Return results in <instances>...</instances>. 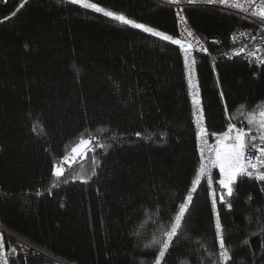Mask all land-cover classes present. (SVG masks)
<instances>
[{
  "label": "trees",
  "instance_id": "1",
  "mask_svg": "<svg viewBox=\"0 0 264 264\" xmlns=\"http://www.w3.org/2000/svg\"><path fill=\"white\" fill-rule=\"evenodd\" d=\"M89 2L177 39L165 2ZM186 14L222 48L256 29L216 5ZM198 75L214 143L211 133L226 130L227 114L237 122L245 105L264 107V68L203 56ZM81 138L93 145L68 167L64 156ZM198 168L179 45L70 0H0L1 228L70 264H153L144 246L168 225ZM215 176L219 194L218 168ZM237 184L232 209L218 203L226 242L236 264H264V182L240 177ZM215 215L208 186L198 185L169 264H217ZM3 236L16 264H54Z\"/></svg>",
  "mask_w": 264,
  "mask_h": 264
},
{
  "label": "snow or ice",
  "instance_id": "2",
  "mask_svg": "<svg viewBox=\"0 0 264 264\" xmlns=\"http://www.w3.org/2000/svg\"><path fill=\"white\" fill-rule=\"evenodd\" d=\"M73 4L82 5L85 9H94L98 13H103L107 17L114 18L117 21L131 25L137 29H142L144 32L151 33L154 36L160 37L165 41H171L174 45H179L184 53V65L189 69L188 82L189 87L196 89L198 84L193 82L192 65L195 60L191 59V51L193 45L186 43L180 39H173L171 35H166L162 31H157L152 27L145 26L142 23H137L132 19H126L124 15L117 14L113 11H106L96 3H91L89 0H70ZM172 4H179L180 0H170ZM188 4H195L198 0H186ZM208 4H219L229 8L240 10L242 13L248 14V17L258 18V23L264 26V0H205ZM180 17V22L186 24V18L181 16L179 12L176 14ZM246 17V18H248ZM189 37L193 36L191 31H188ZM262 42H264V27L261 28ZM206 50V49H205ZM259 51V49H257ZM246 54L259 61L264 65V55L257 56L256 52L249 51L245 53L243 47L238 49L235 55ZM223 95V93H221ZM193 103L196 105L195 122L199 126L198 138L200 140V157L199 174L191 182L190 191L187 192L183 202L179 203L178 210L174 216H170L169 223L166 227L159 229L158 233L152 238L151 243L145 245V249L151 252V258L154 264H169L173 253L180 245L181 236L187 226L190 217V208L193 203V194L197 192V186L201 183L202 178L207 177V186L213 185L211 170L219 169L218 186L219 194L213 188L211 192L212 207L217 208L219 200L221 206H226L227 209H232L231 198L234 197V189L238 187L237 181L240 177L254 178L264 182V107L259 110H253L255 104L249 107L244 106L243 119L237 122H231L232 117L228 113V106L225 103L224 110L227 114L226 130L221 133L212 132L215 136L216 143L210 149H207V137L209 130L204 123L202 102L198 98L195 91L192 92ZM264 105V100L259 101ZM235 108V106H233ZM140 135V133H136ZM93 145L91 138H81L76 147L72 149L75 155H84L85 151ZM72 157L64 156V163L67 164ZM65 168L61 164L55 166V175L63 177ZM96 175V173H93ZM81 179V177H76ZM87 183V180L84 181ZM264 191V189H261ZM214 234L218 240V255L216 256L217 264H236V258L230 251L229 244L226 242L225 232L222 227V219L219 210L216 211L214 221ZM250 241L245 240L243 243L247 245ZM15 247L10 248L11 253H16ZM16 264L15 260L6 249L3 234H0V264Z\"/></svg>",
  "mask_w": 264,
  "mask_h": 264
},
{
  "label": "built area",
  "instance_id": "3",
  "mask_svg": "<svg viewBox=\"0 0 264 264\" xmlns=\"http://www.w3.org/2000/svg\"><path fill=\"white\" fill-rule=\"evenodd\" d=\"M158 1L167 3L173 9V13H174V17L176 19V25H177V39H180L181 41L186 42V43H191L193 45V48L191 51V59L195 60V64L192 65V78H193V82L198 84V87L196 89H192L189 87V82H188L189 69L186 68L185 65H184V68H185V80H186V85L188 89V96H189V99L192 105V120L197 130V151L199 154V165H200L202 161H201L200 150H199L200 149V140L198 138L199 126L195 122L194 113L196 112V105L193 103V97H192V92L195 91L198 95V98L202 102L201 81L198 75V58L203 57V56H210L214 59H243L251 63L254 67L264 68V65H261L259 61L254 62L253 57H249L246 54L235 55L236 51L240 49L241 47L244 48L245 53L252 51V52H256L257 56L264 55V42H262V33H261V28L264 26L258 23V18L248 17V14L242 13L238 9L229 8L223 5H219V4H208L205 2V0H198V2L195 4H188L186 0H180V3L178 5L172 4L170 0H158ZM214 5L219 6L232 13H235L245 19L252 20L256 26V29L253 30L252 32L239 31L236 34H234L231 37L228 48H222V44L219 41L203 39L191 26L188 20L187 14H186V9L192 6H214ZM177 12H179L181 16H184L186 18V21H187L186 24L180 22V17L176 15ZM185 29H187L188 31H191L193 33V36L189 37ZM257 49H259V51H257ZM182 58H183V63H184L183 50H182ZM202 107H203L204 123L206 125L203 103H202ZM213 145H215V143L212 141V138L209 134L207 137L206 154H207V149H210ZM215 172H216V168H213L211 170V174L213 178V185L211 187L208 186L210 200H211V192L213 188L217 191V180H216ZM198 174H199V168H198V172L196 175ZM251 179L261 182L254 178H251ZM201 184H205L207 186V177L202 178L201 183L199 185ZM218 203H219V200L217 202V208L214 209L212 207L215 211H217L218 209ZM211 206H212V203H211ZM22 248L25 250L24 247ZM53 263L54 264H70V263L64 262L59 259L54 260Z\"/></svg>",
  "mask_w": 264,
  "mask_h": 264
},
{
  "label": "water",
  "instance_id": "4",
  "mask_svg": "<svg viewBox=\"0 0 264 264\" xmlns=\"http://www.w3.org/2000/svg\"><path fill=\"white\" fill-rule=\"evenodd\" d=\"M90 147H91V146H90ZM90 147H89V148H90ZM89 148H88V149H89ZM88 149H87V150H88ZM87 150L85 151V153L87 152ZM82 156H83V155H75L74 153H72V155L69 156V157H72V159H70V161H69L67 164H65V165L71 167V166L74 165V164L76 163V161L79 160ZM2 230H3V234H4V235L11 237V238L15 239V240L18 241V242H25L24 240L20 239L19 237L13 235L12 233H10V232H8V231H6V230H4L3 228H2ZM26 243H27V242H26ZM30 246L32 247L31 250L38 252L39 254L43 255L44 257L48 258L49 260H51V261L56 260L55 257L51 256L50 254L46 253L45 251L40 250V249H38V248L35 247V246H32V245H30Z\"/></svg>",
  "mask_w": 264,
  "mask_h": 264
},
{
  "label": "bare ground",
  "instance_id": "5",
  "mask_svg": "<svg viewBox=\"0 0 264 264\" xmlns=\"http://www.w3.org/2000/svg\"><path fill=\"white\" fill-rule=\"evenodd\" d=\"M0 233L3 234V230L0 227ZM25 249H32V247L26 242H19Z\"/></svg>",
  "mask_w": 264,
  "mask_h": 264
},
{
  "label": "rangeland",
  "instance_id": "6",
  "mask_svg": "<svg viewBox=\"0 0 264 264\" xmlns=\"http://www.w3.org/2000/svg\"><path fill=\"white\" fill-rule=\"evenodd\" d=\"M106 10V9H105ZM106 11H109V10H106ZM98 13V12H97ZM100 15H103V13H99ZM103 16H105V15H103ZM107 17V16H106ZM108 18H110V19H114V18H111V17H108ZM115 20V19H114ZM127 25V24H126ZM128 26H130V27H132L131 25H128ZM133 28H135V27H133ZM135 29H137V28H135ZM138 30H141V31H143L142 29H138ZM145 33H147V32H145ZM148 34H151V33H148ZM152 35V34H151ZM72 153H73V151H72ZM72 153L69 155V156H71L72 155ZM82 158V157H81ZM78 161V160H77ZM76 161V162H77ZM76 164V163H75ZM74 164V165H75ZM67 166V165H66ZM73 166V165H72ZM71 166V167H72ZM69 167V166H68ZM65 174V173H64Z\"/></svg>",
  "mask_w": 264,
  "mask_h": 264
}]
</instances>
